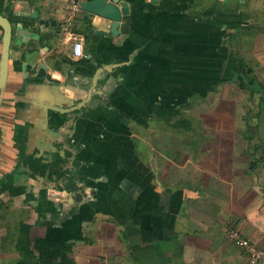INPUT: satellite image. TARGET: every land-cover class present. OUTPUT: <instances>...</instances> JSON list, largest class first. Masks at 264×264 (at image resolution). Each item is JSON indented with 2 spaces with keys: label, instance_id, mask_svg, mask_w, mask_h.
<instances>
[{
  "label": "crops",
  "instance_id": "crops-1",
  "mask_svg": "<svg viewBox=\"0 0 264 264\" xmlns=\"http://www.w3.org/2000/svg\"><path fill=\"white\" fill-rule=\"evenodd\" d=\"M48 4L0 0V264H249L227 233L264 248V0H132L116 36Z\"/></svg>",
  "mask_w": 264,
  "mask_h": 264
},
{
  "label": "water",
  "instance_id": "water-1",
  "mask_svg": "<svg viewBox=\"0 0 264 264\" xmlns=\"http://www.w3.org/2000/svg\"><path fill=\"white\" fill-rule=\"evenodd\" d=\"M132 0H79V9L87 17L98 18L104 23H108V30H98L96 34L113 35L127 31L130 13L129 3ZM42 10L49 15H55L58 11L62 12L63 7L57 4V0H49L47 7ZM39 11L33 10L31 17L38 20V24L43 28H60L61 21L56 18H40ZM0 30L2 31L1 50H0V88L4 86L9 66V46L11 42V24L9 20L0 13ZM58 35L57 30L48 32V37ZM51 163V162H50ZM31 172V171H30ZM44 177V176H43Z\"/></svg>",
  "mask_w": 264,
  "mask_h": 264
},
{
  "label": "built area",
  "instance_id": "built-area-1",
  "mask_svg": "<svg viewBox=\"0 0 264 264\" xmlns=\"http://www.w3.org/2000/svg\"><path fill=\"white\" fill-rule=\"evenodd\" d=\"M60 1L68 6V16L70 19L80 10L79 0ZM68 40L71 43L72 56L76 59L84 58L86 56L84 51L86 45L85 38L81 35L69 34ZM227 238L234 246L245 252L249 264H264V248L257 247L248 238L244 237L239 230L230 229L227 233Z\"/></svg>",
  "mask_w": 264,
  "mask_h": 264
},
{
  "label": "trees",
  "instance_id": "trees-1",
  "mask_svg": "<svg viewBox=\"0 0 264 264\" xmlns=\"http://www.w3.org/2000/svg\"><path fill=\"white\" fill-rule=\"evenodd\" d=\"M233 69L238 70L237 69V66H236V64L234 62V60L233 59H230L227 62V64L225 65V68H224V71H223V75H222L220 81L221 82H225V81L230 80L231 77H232V75H233V73L231 72V70H233ZM36 164H38V159H36V160H34V161L31 162V160H29L27 158H23V156L20 155L18 164L16 166V169H20L21 168L20 166H22V168L23 167L25 168V166L27 165L28 166V169L27 170L28 171H31V172H34V170H36L37 167H38V165H36ZM42 165H43V168H45V165L44 164H42ZM40 172H42V171H40ZM19 191H20V189H16L15 192H19Z\"/></svg>",
  "mask_w": 264,
  "mask_h": 264
},
{
  "label": "rangeland",
  "instance_id": "rangeland-1",
  "mask_svg": "<svg viewBox=\"0 0 264 264\" xmlns=\"http://www.w3.org/2000/svg\"><path fill=\"white\" fill-rule=\"evenodd\" d=\"M80 30V29H79ZM70 50L72 51V49L70 48ZM234 60V62L236 63V66H237V69H238V75L239 76H244V77H246V75H244V72H245V69H246V66H245V60L244 59H237V61L235 60V58L233 59ZM232 79V78H231ZM230 80H228V81H225L226 83L227 82H229ZM224 82V83H225ZM194 99V98H193ZM211 98L209 97V100H210ZM215 99H216V97H215ZM215 103V100L212 102V104H214ZM209 106H207L206 108H205V110H209ZM205 120H207V121H210L211 119L213 120L214 118H212V117H210V114H204L203 116H202ZM199 120V115L198 116H196V121H198ZM201 121L199 120V123H200ZM203 124H205V123H203ZM203 124H200V126L201 125H203ZM200 131L201 132H203L202 133V135L203 136H205V137H211V136H217V134H216V132H215V129L213 128V127H207V126H203L201 129H200Z\"/></svg>",
  "mask_w": 264,
  "mask_h": 264
},
{
  "label": "flooded vegetation",
  "instance_id": "flooded-vegetation-1",
  "mask_svg": "<svg viewBox=\"0 0 264 264\" xmlns=\"http://www.w3.org/2000/svg\"><path fill=\"white\" fill-rule=\"evenodd\" d=\"M21 156L23 155V154H20ZM24 158V157H23ZM31 158V157H30ZM29 158V160H31V162H32V159H30ZM34 160H36V159H33V161ZM42 160H40V159H38V164H36V165H38V167H37V169L35 170V171H38V170H41L42 168H43V165L42 164H44L45 165V168L43 169L44 171H45V169L47 168V166H48V163H43V162H41ZM17 164H18V162H17ZM17 164H16V166H17ZM16 166L14 167L15 169H16ZM25 166V165H24ZM27 166V165H26ZM25 166V167H26ZM49 166H50V164H49ZM21 168V170H22V166H20ZM20 169H18V170H20ZM23 169H25L24 167H23ZM17 170V169H16Z\"/></svg>",
  "mask_w": 264,
  "mask_h": 264
}]
</instances>
